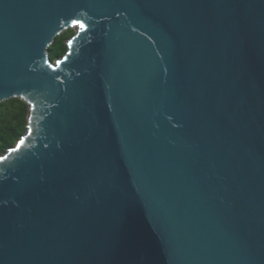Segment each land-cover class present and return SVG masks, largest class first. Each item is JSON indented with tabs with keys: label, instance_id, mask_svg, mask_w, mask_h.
I'll list each match as a JSON object with an SVG mask.
<instances>
[{
	"label": "water",
	"instance_id": "95a60500",
	"mask_svg": "<svg viewBox=\"0 0 264 264\" xmlns=\"http://www.w3.org/2000/svg\"><path fill=\"white\" fill-rule=\"evenodd\" d=\"M11 98L0 264H264V0H0Z\"/></svg>",
	"mask_w": 264,
	"mask_h": 264
},
{
	"label": "trees",
	"instance_id": "16d2710c",
	"mask_svg": "<svg viewBox=\"0 0 264 264\" xmlns=\"http://www.w3.org/2000/svg\"><path fill=\"white\" fill-rule=\"evenodd\" d=\"M73 35L71 29H66L55 36L46 49L50 61H55L67 51V40ZM28 113V104L19 98L0 102V156L13 147L27 131Z\"/></svg>",
	"mask_w": 264,
	"mask_h": 264
},
{
	"label": "rangeland",
	"instance_id": "374dc122",
	"mask_svg": "<svg viewBox=\"0 0 264 264\" xmlns=\"http://www.w3.org/2000/svg\"><path fill=\"white\" fill-rule=\"evenodd\" d=\"M68 29H71L74 33H76V31H77V27L76 26L72 27V28H68Z\"/></svg>",
	"mask_w": 264,
	"mask_h": 264
},
{
	"label": "snow or ice",
	"instance_id": "6c2138e0",
	"mask_svg": "<svg viewBox=\"0 0 264 264\" xmlns=\"http://www.w3.org/2000/svg\"><path fill=\"white\" fill-rule=\"evenodd\" d=\"M83 25H81V27H82Z\"/></svg>",
	"mask_w": 264,
	"mask_h": 264
}]
</instances>
